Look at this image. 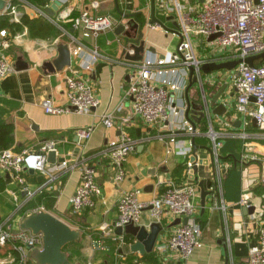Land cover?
I'll use <instances>...</instances> for the list:
<instances>
[{"label":"crops","instance_id":"0c3cea01","mask_svg":"<svg viewBox=\"0 0 264 264\" xmlns=\"http://www.w3.org/2000/svg\"><path fill=\"white\" fill-rule=\"evenodd\" d=\"M90 1L73 0L64 4L54 16H49L47 13L43 15V18L55 26L53 35L49 38L30 36L24 24L21 29L7 28L11 36L7 56L14 70L0 81V121L11 128L12 144L8 148L16 152L25 149L36 150L43 143L53 140L57 146L56 162L66 160L69 167L58 173L56 180L46 189L47 194H52L51 207L46 205L49 200L46 195L42 197L36 195L30 200L26 199V191L23 187L37 189L41 183L37 180L39 172L30 174L24 171L23 185L14 180L9 173L0 170V222L7 220L11 229L18 231L21 229V220L29 210L44 207L45 211L52 213L71 228L81 231L79 241L64 248L71 251L69 259L73 264H132L136 259L140 264L246 262L248 250L256 240V229L250 222L249 216L245 215L239 199L245 194L250 195L263 212L264 138L261 137L262 132L257 124H253V118L244 119L243 115L237 112L235 92L231 87L228 73L221 70L206 76L202 74L201 81L188 92L191 103L198 107L203 92L205 99L212 104L211 98L216 91L223 84H227L224 100L228 102V111L223 115L210 113L203 120L196 122L198 135L195 138L199 139H195V143L201 153L207 152L201 148L210 147L211 142L205 132L206 125L209 129L211 124L215 131L222 134L221 161L227 166L223 180L232 167L240 171L237 198H224L223 195L226 214H222L212 204V194L206 196L205 209L202 212L198 183L203 182L204 189L210 191L209 188L214 182L212 160L208 156L203 170L193 172L191 166L197 158L193 157L192 153L188 158L183 157L177 153L174 145L165 140L167 138L164 139L165 141L157 138L159 134L168 136L179 131L171 129V125L166 122L146 124L141 117L134 114L131 100L125 96V91L137 62L125 58V53L128 52L127 37L123 33H115V26L96 36L84 37L80 32L72 30L69 22L57 19L58 14L67 7L72 8L74 15L81 10H89ZM100 1L99 8L92 10L93 13L110 14L119 18L113 0ZM47 2L49 0H45V4ZM16 5L21 17L23 14H27L30 18L39 16L36 12L40 7L36 3L16 0ZM119 7L129 12L126 4L119 3ZM133 11L141 12L136 19L143 22L141 27L143 35L140 38L145 44L143 57L154 51L174 49L178 38L148 26V22L152 21L151 0L136 1L133 4ZM155 12L154 6V16L158 23L161 22L166 27L171 26L168 22L169 18L159 16ZM2 15L0 13V19L3 18ZM21 17L18 22H21ZM0 26L4 25L0 22ZM64 26H67V29ZM73 34L75 38H72ZM61 43L68 44L70 48L71 65L62 71L51 73L44 67V63L57 56V47ZM78 44L82 45L83 54L76 55L73 52ZM93 49L99 54L95 61H91L90 58ZM18 59L25 62L27 68L16 70L14 64ZM69 75L79 76L92 85L99 100L98 106L88 113H45L42 108L45 99L51 100L56 105L67 103L65 79ZM199 92L200 96H198ZM184 93L185 91L171 93L176 108L185 105ZM211 106L213 108L215 104ZM103 112L113 114L115 122L113 128L108 129L101 123L100 115ZM89 126L93 127L91 136L85 141L79 140L75 134L76 129ZM122 132L128 133L136 141V147L124 163V179L117 182L114 180L113 167L109 165L107 158L99 155L98 152L110 139L120 136ZM242 133H245L246 137L239 136ZM253 156L256 157L255 160L251 159ZM85 162L95 168L101 194L96 198L97 202L93 208L75 212L70 207L69 198L80 183L82 165ZM71 165L74 166L70 167ZM198 165L199 163L196 166ZM185 181H192L197 185L195 216L202 229V246L189 258L183 259L176 250L159 249L173 232L176 219H172L167 214L156 217L151 208L143 209L137 225L149 228L151 223L157 221L163 226L153 251L145 254L156 257V261L142 260L143 255L130 252L129 244L134 240L130 235L129 242L125 241L123 244L112 239V234L115 233L113 230L111 234L109 229L116 218V203L123 191L137 188L140 190L139 198L150 201L161 194L169 182L181 184ZM124 236L128 234H123V238ZM98 238L101 239L102 247L94 248L92 240ZM14 252L12 242L1 246L0 264H16ZM30 261L36 264L31 258Z\"/></svg>","mask_w":264,"mask_h":264},{"label":"built area","instance_id":"2783aa9c","mask_svg":"<svg viewBox=\"0 0 264 264\" xmlns=\"http://www.w3.org/2000/svg\"><path fill=\"white\" fill-rule=\"evenodd\" d=\"M4 9L0 12L9 16L12 22L20 20V11L16 0H5ZM55 0H49L43 7L37 9L38 15H46L45 9ZM68 4L73 0H58ZM80 1V0H78ZM120 4H127L126 0H118ZM134 4L138 0H131ZM100 0H91L89 10H81L77 15L72 8H65L57 19L70 23L71 29L80 32L84 37L96 36L98 33L114 27L112 19L121 23L122 17L116 18L110 14H97ZM155 13L169 18L171 26L157 22H148V26L161 30L178 38L173 50H160L149 53L137 62L125 96L130 98L132 109L146 124L166 122L171 129L179 133L168 136L157 135L160 140H167L176 147L179 155L188 158L192 153V137L198 135L184 115L185 105L175 107L172 102V92H183L189 81V68H194V74L201 81L200 66L205 63H220L240 60L228 73L231 87L235 92L236 110L245 118H253L264 138V60L249 66L244 59L264 52V0H154ZM126 12V11H124ZM176 24L177 26H175ZM212 35V40L208 38ZM75 38L74 34L71 35ZM11 45L10 32L6 27H0V81L7 74L13 72L14 67L7 56V49ZM204 52H201L200 50ZM76 55L83 54L81 44L75 46ZM132 53V50L128 49ZM96 49H93L91 61L97 59ZM88 64L86 65V67ZM66 99L65 105H56L49 99L42 102L45 113L63 114L69 112L88 113L99 104L92 85L85 79L69 75L65 79ZM203 92V97L204 96ZM101 123L108 129L114 127V116L110 112L100 115ZM128 119H125L127 121ZM246 123V120H244ZM93 127L78 128L75 131L79 140H87ZM210 139L212 148V165L214 168V182L209 188L212 192V204L222 214H226V205L223 199V176L227 166L221 161L220 149L222 147V134L215 131L211 124L205 132ZM246 137L245 133L239 134ZM164 140V141H165ZM136 147V141L126 132L110 139L100 150L99 155L107 158L114 169V180L120 182L125 177L124 163ZM57 154L56 142L53 140L43 143L36 150L14 151L6 148L0 151V170L10 174L19 184L24 185L22 174L33 169L45 176L37 189H28L26 199H32L39 191L47 189L57 178V174L69 167L68 162L50 163L48 153ZM251 159L255 160L256 157ZM197 161L194 163L197 165ZM188 166L191 164L188 162ZM71 165L70 167H73ZM190 168V167H189ZM101 194V187L97 182V172L89 163H83L80 183L69 198L73 211L82 212L96 205V198ZM140 190L132 188L123 191L117 200V215L113 220L112 234L116 227L124 228L127 224H138L143 209L151 207L153 214L160 217L167 214L172 219L179 218L173 232L159 249L176 250L183 259L189 258L193 252L202 246V229L196 220L197 185L192 181L181 184L169 182L165 190L150 201L139 198ZM239 204L243 207L255 205V211L249 215L250 222L256 229V240L248 250L247 261L240 264H264V207L258 208L250 195L240 197ZM44 207L33 208L27 213H36ZM186 218V222H183ZM109 234V233H107ZM112 239L120 244L125 243L123 235L112 234ZM12 242L17 253L16 264H32L28 247H42V235L33 234L29 230L14 231L7 220L0 222V247ZM94 248L102 247L101 239L92 240ZM132 264H140L134 260Z\"/></svg>","mask_w":264,"mask_h":264},{"label":"water","instance_id":"95a60500","mask_svg":"<svg viewBox=\"0 0 264 264\" xmlns=\"http://www.w3.org/2000/svg\"><path fill=\"white\" fill-rule=\"evenodd\" d=\"M126 9L129 12H124L119 7V1L113 0L115 12L122 17L121 23H118L115 19H112L113 24L115 26V33L120 34L123 33L127 37V46L128 49L132 50V53L126 52L125 58L132 60L133 62H140L143 59V52L145 44L140 40L142 38L141 27L143 26V22L141 20L136 19L137 16L141 14V12L133 11V3L131 0H126ZM6 1L0 0V12L4 9ZM62 7V3L58 0H55L50 4L48 8L45 9V12L49 16H54L55 12H58ZM151 12H152V21L151 23L157 22L154 16V0H151ZM158 23V22H157ZM161 24V22L159 23ZM177 26L176 24H174ZM126 28V29H125ZM215 35L210 36L208 39L212 40ZM264 60V52L249 56L244 59L249 66L255 65L257 61ZM240 60H232L228 62H220V63H205L200 66V72L202 74L210 75L215 71H231L235 65ZM71 65V51L66 43H61L57 47V56L48 62L44 63V67L48 69L49 72L55 73L58 71H62L66 67ZM16 70H20L22 68H27V64L22 62L21 60H17L14 64ZM198 84V78L194 74V68H189V81L185 88V108H184V117L191 124L192 128L195 130V123L206 118L210 113L215 115H223L228 111V102L224 100L225 90L227 84H223L211 98L212 104L215 106L212 108V104L209 103L205 97H202V101L200 106H196L191 103L188 92L195 85ZM205 96V95H204ZM222 101H225L222 102ZM210 117V116H209ZM253 124L256 125L255 119H253ZM192 155L197 158L199 163L198 166L193 164L191 166L193 172H197L199 170H203L204 165L207 164L208 156L212 157V148L211 147H203L201 149L207 151L206 153H201L199 150V146L195 143V137H192ZM47 160L50 163L56 162V156L53 151H50L47 156ZM203 164V165H202ZM263 168V181H264V163L262 165ZM30 174H34L35 171L33 169L27 170ZM9 177V174H7ZM38 182H43L45 180V176L43 174H39L37 176ZM200 188V200H201V208L202 212L205 209V199L207 195L212 194L211 191H206L203 186V182L198 183ZM264 207V200L262 203ZM151 208L150 206L148 207ZM255 211V205H250L248 207H244L245 215H251ZM179 218H177L174 224L179 223ZM183 222H186V218H183ZM20 228L22 230H29L33 234H41L42 235V247L40 249L28 247L30 249L29 256L32 261L36 262V264H73L69 259L71 255L70 250H65L64 248L68 244H72L74 242L79 241L81 237V231L79 229L71 228L68 224L54 216L52 213L44 210H40L36 213H27L20 222ZM163 230V226L160 222H153L149 225V228L141 225L135 224H127L122 227H116L114 229V233L116 235L128 234L133 237V241L129 244L130 252L139 253L140 255H145L147 253H151L156 244L159 233ZM225 243V241L223 240Z\"/></svg>","mask_w":264,"mask_h":264},{"label":"trees","instance_id":"16d2710c","mask_svg":"<svg viewBox=\"0 0 264 264\" xmlns=\"http://www.w3.org/2000/svg\"><path fill=\"white\" fill-rule=\"evenodd\" d=\"M25 1L27 3H36L40 8L45 5V0H25ZM2 16L3 18L0 19V22L4 26H0V27L21 29L22 25L24 24L27 26L28 32L32 37L49 38L50 36L53 35V32L55 30L54 24H52L50 21H47L41 15L35 18H30L27 14H23V16L21 17V22H10L9 16L6 15H2ZM64 28L67 29V26H64ZM259 62L260 61H257L256 63ZM10 131H11L10 126L5 125L0 121V151L8 148L12 144ZM195 139L198 140L199 138L196 137ZM235 156L237 157V155ZM239 184H240V171L236 167H232L228 171L226 178L223 180L224 198H237L239 191ZM36 195L41 197L46 195L49 199L46 205L48 207L52 206L53 203L52 194H47L46 189L37 192L35 196ZM128 240H130L129 235L124 236V241L127 242ZM14 255L16 256V261H17V253L14 252ZM155 258L156 257H151V255H143L141 259L145 261H151V260L156 261Z\"/></svg>","mask_w":264,"mask_h":264},{"label":"rangeland","instance_id":"374dc122","mask_svg":"<svg viewBox=\"0 0 264 264\" xmlns=\"http://www.w3.org/2000/svg\"><path fill=\"white\" fill-rule=\"evenodd\" d=\"M117 16H119L118 14H116ZM161 19H163V17H161ZM201 52H204L202 49L200 50ZM203 75H205L206 76V74H203ZM198 96H200V92H199V94H198ZM206 129L208 130V126L206 125ZM206 130V131H207ZM201 226V225H200Z\"/></svg>","mask_w":264,"mask_h":264}]
</instances>
